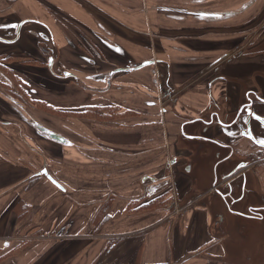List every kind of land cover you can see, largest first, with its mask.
<instances>
[{
	"label": "crops",
	"instance_id": "1",
	"mask_svg": "<svg viewBox=\"0 0 264 264\" xmlns=\"http://www.w3.org/2000/svg\"><path fill=\"white\" fill-rule=\"evenodd\" d=\"M24 1H29L31 12L44 13L36 0ZM43 1H75L71 5L80 10L82 7L77 5H80L79 1L97 0ZM102 1H109L110 4L111 0ZM139 1L135 4L125 2V6H130L129 10L135 11ZM61 7L66 13H70L68 10L71 7L65 2ZM111 8L115 9L114 6L110 10ZM154 11V14L149 15L144 11L136 15L123 12V17L118 16L121 19V29H110L104 37L98 36L92 27L79 20L82 17L85 21L98 20L88 14V11L87 19H84V14L70 13L77 19L78 26L91 28L95 38L107 42L106 57L110 54L115 62L113 66L101 61L107 65L108 73L101 70L98 63L93 65L91 72L80 71L87 73L88 76L84 78L92 88H88L87 95L70 106V109L79 111L87 105H111L121 109L119 116L107 121L74 117L64 119L31 106L34 108H30L34 111L32 115L28 111L13 110L17 116H22L18 121L20 125L16 126L8 119L9 113L1 109L0 118L5 121L0 122V264H63L66 261L68 264H223L221 259H228L232 255L225 247L227 236L224 238L213 225L212 212L199 203L200 197L190 198L189 175L180 169L179 172L172 173L174 177H167L165 182L171 188L169 195L172 196V201L169 205L138 212L128 211L131 200L160 193L165 186L163 181L156 179L157 176L151 177V183H146L150 176L143 172V167L152 166L153 160L158 158L153 157V151L165 149V146L157 147L153 138L149 137L153 128L158 125V117L152 108L139 107L134 101L120 103L108 100L96 89V84L108 86L114 79L121 84L135 80L133 74L140 63L152 61L147 68L146 78L149 82L153 81L156 72L160 104L170 105L178 130L177 123L190 112V107L206 100L205 84L200 73L194 80L180 88L176 87V83L181 82L179 70L182 68L179 65H188L196 57L200 60L208 59V55L216 58L234 53V36H225L224 39L222 30H219L224 25L220 22L222 19L219 20L218 27L215 25V31L203 27L206 32H202V35L200 33L198 37L189 34L186 28L175 33L176 29L170 30L173 27L169 23L164 24L167 27H162L157 5ZM196 12L206 17H201L200 23L216 24V21L209 19L206 7ZM225 12L229 14L227 17V14L222 16V10L218 11V16L231 19L234 11ZM231 21L225 22L230 24H226L229 35L233 32ZM45 22L50 24L49 21ZM208 32H213L214 36L210 37L213 47H208L209 43L204 39ZM60 41L63 42L62 36ZM187 53L197 56L190 55V61L187 60ZM120 57H125L126 62H122ZM117 63L119 67L116 66ZM125 67L129 70L132 68L133 74L130 75L128 70L123 72ZM220 72L232 75L228 68H223ZM177 76L180 78H176ZM76 78L79 80L78 74ZM136 79L141 80V77L136 76ZM67 92L71 94V90ZM39 94L40 99L51 106L65 108L60 106L58 96L51 91L42 90ZM79 95L80 91L75 88L72 96L79 99ZM100 95H103L102 99ZM6 98L15 105L8 96ZM30 115L33 117L30 119L38 127L29 123ZM43 118L66 122L78 140H68L59 131L48 126ZM39 127L46 131H41ZM10 130L19 136L23 132V136L28 137L27 142H16L12 135L9 139L7 134ZM47 131L62 137L64 141L50 138ZM32 136L42 141L40 146L39 143H34ZM56 152L60 155H54ZM81 154L87 160L86 175L79 159ZM67 155L72 156L69 158L72 164L71 161L68 163L72 170L70 175L64 176L60 170L62 162L57 163L53 159L67 160ZM34 163L39 166L35 167ZM166 164L168 167L167 161ZM251 167L254 187L257 191L264 192V163H258L255 159ZM44 170L46 174L43 173ZM36 177L38 182L26 190L28 181ZM20 199L29 205L30 210L18 221L13 206ZM106 201H109L106 213L96 218ZM47 237H54L55 241L45 242ZM239 253L241 252L235 253L236 257Z\"/></svg>",
	"mask_w": 264,
	"mask_h": 264
},
{
	"label": "flooded vegetation",
	"instance_id": "2",
	"mask_svg": "<svg viewBox=\"0 0 264 264\" xmlns=\"http://www.w3.org/2000/svg\"><path fill=\"white\" fill-rule=\"evenodd\" d=\"M234 1H249L242 11L248 8L257 14L264 11V0ZM64 2L70 6L75 1L36 0L44 11L37 14L30 11L29 1L0 0V50L18 47L1 51L0 64L3 65L2 60L8 58L7 67L21 70L25 88L36 99L38 92L51 91L48 87L63 91L70 84L77 86V82L72 81L77 80L76 73L70 71L69 76L64 75V68L78 67L77 70L91 72L93 65L103 61L104 56L102 58L100 54L106 56L108 50L107 42L95 38L91 28L86 30L89 36L77 30V19L61 7ZM258 18L254 19V24L251 20L247 24L251 29H245L243 24L236 29V32H240L234 38L233 54L200 59L199 63L193 59L188 65H179L197 67L203 64L200 78L205 84L206 100L194 105L200 107L197 113L188 111L186 115L191 116L180 119L172 143L175 172L180 169L188 173L190 193L198 192L196 196L200 197V202L212 197L208 206L211 212L220 215L218 224L222 228H218L219 233L225 238L228 236L227 227H231L234 236L237 234L244 238L237 252L244 253L247 262L252 259L247 254L256 228L264 229V201L259 200L260 196L254 190L251 170L255 159L258 163H264V147L261 146L264 144L261 143L264 141V21L257 26ZM63 27L68 28L70 36L63 31ZM61 36L63 42L60 41ZM70 38H75L76 43ZM64 42L67 44L64 48H68L64 53L67 57L64 59L62 55L59 59L58 51ZM12 51L16 52L10 54ZM16 53L29 57L28 61H18L24 66L11 64ZM125 57H120L124 63ZM223 68L231 69L232 75L220 74ZM127 70L125 67L123 72ZM65 77L71 78L70 82L64 83ZM5 83L10 89L9 95L3 88ZM13 87L10 79L0 72V92L3 91L11 99L15 94ZM23 100L13 101L20 102L24 110H30L31 97L28 96L24 103ZM39 129L46 131L41 127ZM205 171H209L208 175H205ZM241 253L239 255L243 256ZM262 258L264 255H260L258 260Z\"/></svg>",
	"mask_w": 264,
	"mask_h": 264
},
{
	"label": "rangeland",
	"instance_id": "3",
	"mask_svg": "<svg viewBox=\"0 0 264 264\" xmlns=\"http://www.w3.org/2000/svg\"><path fill=\"white\" fill-rule=\"evenodd\" d=\"M137 1H139V0H111L110 4L108 3L109 1L106 2V1H102V0L79 1L80 6L82 7L80 10L74 6L71 7V5H70L68 7H71V8L68 11L70 13H74V14H77V13L84 14V19L89 18V16L86 14L87 11H88V14L96 17L98 20L95 19L94 21H85V20H83V17L79 20L84 21L85 25L88 24L90 27H92L94 29V31L96 33H98V36H101V37H104V35H107L108 34L107 32H110V29H116V30L121 29V27H120L121 19L118 16L123 17V15H124L123 12L132 13V14L136 15V14L141 13V11H144L145 14H148V15L151 13L154 14L155 13L154 9H155L156 5L158 8V15H159L160 19H162V23H163L162 27H167L165 25H167L169 23V26L173 27L170 30L176 29L175 33H177V30H182V29L186 28V29H188L189 34L194 35V36H198V37H199L200 33L202 35V32L205 31V29L203 27H207V29H213V31H215L219 25L218 23L223 22L222 24H224V25L219 27V30H222L223 38L225 36H228L230 38L232 36H234V38H236V37H238V34L240 32V31L236 32V29H238L239 27H242V24L244 26H246L245 29H251L252 27L247 26V24L250 23V20L252 21L251 23L254 24L253 21L258 16L259 18L256 21L257 26L260 25L264 21V11L262 12V14H257L253 11V9L251 10V8H248V9L243 10V11L241 10L245 6V4H247L249 1L237 2L234 0L233 1L232 0H200V1H197V0H157V1H155V0H144L141 2L139 1L136 4L135 11H130L129 10L130 6H128V7L125 6V2H131V4H135ZM257 5L259 6L260 4H256L255 6H257ZM111 6H114L115 9L111 8V10H110ZM204 7H206L207 10H209V19L216 21V24H214V23H200L201 22L200 18L201 17L206 18V17H204V14H199L196 11H198V9L199 10L203 9ZM140 8H141V11H139ZM65 9H66V7H65ZM261 9H258V10L260 11ZM221 10L224 13V15L221 13L222 16H225L227 14L225 11H231V10L234 11L235 15L232 14V18L230 19V17H229L230 20L225 18L229 14H227L225 17H219L218 11L220 12ZM214 11H217V13H215ZM109 12H110V14H109ZM220 19H222V20L219 22ZM226 20H228V21L232 20L231 26L233 28V32L230 35L228 32H226L227 31L226 24L230 25L229 22L225 23ZM133 25H135V22L133 23ZM235 25H238V27L236 28ZM192 27H195L196 29L192 28ZM148 28H149V26H148ZM197 28L201 29V31L198 30ZM77 30L79 32H83L85 36H89L87 34V31H86L87 29L85 27L78 26ZM63 31L66 32L70 36V34L67 32L68 31L67 27ZM70 33L73 34V32H70ZM211 36H214L213 32H208V34L206 33V36L204 37V39L207 40L209 43L208 47L214 46L213 41L210 38ZM217 36H220V34H217ZM239 36H241V35H239ZM69 40L72 41L73 43H76V41H77L75 38H73V40H72V38H70ZM234 41H235V39H234ZM225 43H226V41L223 42V44H225ZM66 46H67L66 42L61 44V48L58 51L59 59L62 55L64 56V59L67 57V55L64 54L65 51H67V49H68V48H64ZM232 46L234 47V42H233ZM186 47L189 49L188 45H186ZM15 49H18V47H16V48L4 47L2 50H0V52L1 51L6 52L7 50H15ZM15 52L12 51L10 54H14ZM208 53L210 54L211 52H208ZM190 55L192 57L197 56V54H194V53H187L186 57H189V59H187V60H190V61H191ZM108 56H109L108 58L106 56H104L103 61L108 62L114 66V64H113V63H115L114 60L111 58L110 54H108ZM208 56H209L208 59H210V58L212 59L214 57V56L210 57V55H208ZM30 58H32V56ZM28 59H29V57L27 55L16 53L13 56V59L11 60L12 61L11 64L13 66H17V67L21 66L22 67V66H24V64L22 65V63H20V62L28 61ZM194 59L199 60V57H196ZM200 59H202V58H200ZM187 60H185V61H187ZM18 61H20V62H18ZM143 63H144V61L142 63H140V66ZM98 65L100 66L101 70H105L107 72V70H106L107 65H105L101 62H98ZM149 65H144L143 67H139L135 71L132 68L130 70H128V73L130 72V75L133 74V71L135 72V74H133V76L135 77V80H131L127 83L121 84L120 82H118L114 79V82L109 83L111 85H108V86H105L104 84H98L97 83L96 89H98L100 91V93H102L104 95V97L107 98L108 100H116L120 103H126L127 100L128 101H134L137 103V106H139V107L144 106V107L152 108L155 116L158 117V125L155 128H153L152 135H150L149 137L153 138V143L157 147L165 146V149L160 148L159 150L153 151V152H155V155L153 157L155 158L156 156H158V158L153 160L152 166L143 167V172L146 175L150 176V178L149 177L147 178L146 183H148V184L151 183L150 182L151 177L157 176L156 179L158 178V180L163 181V184H164L166 182L167 177L168 178L174 177L172 175V173L175 172L174 171L175 167L173 165L172 159H174L175 154L172 150V143H173V140L175 141L176 136L174 137V135L176 134V131H178V130L176 129V125L174 124V117L172 116V111H171L170 105L168 103L165 105L163 103L160 104L161 100L159 99V94L157 93L159 83L157 82L156 72H155V77H154L153 81L149 82L146 78V74L148 71L147 68ZM113 66H112V68H113ZM116 66L119 67V64L117 63ZM201 66H203V64ZM79 68H81V67H79ZM180 68H182L181 70H179L181 78L179 77L180 78L179 79L178 76L176 78H178L181 82L176 83L177 88H180L181 86L185 85L190 80H194L198 76V74L200 73V68H197V67L185 66V67H180ZM77 69H78V67H76V69H70V67L66 66L64 68L65 71H63V72H64V75H67V76H69V74L71 73L70 71H74L76 74H78L79 80L84 82V86H85L86 90L82 89L80 86H78V85H80V83L75 84L78 87L72 86V84H70L69 86H65L63 91H55L56 88H53V87L49 88L48 87V90H51V93L53 95L55 94L58 96L57 99L61 103L60 104L61 107L66 108L68 106H73V105L77 104L78 100L79 101L82 100V98H84L87 95V92L89 91L88 88H92V87H90V82L84 78V76L85 77L88 76L87 73H84V72L81 73L80 71H82V69L81 70H77ZM17 72H19L23 76V72L21 70H17ZM160 73L163 74L162 72H160ZM136 76H140L141 80L136 79ZM104 77H106V75H104ZM70 79L71 78L65 77L63 79V81H64V83H67V82H70ZM79 80H73L72 79L73 82H78ZM161 80H163V78H161ZM74 87L77 90H79L81 93V95H79V99H77V97L72 96L74 89H75ZM103 87H105V89H102ZM119 87H123V88L120 89ZM6 88H7V86H6ZM13 89H14V92H16L14 87H13ZM68 90L69 91L71 90L72 95L67 92ZM5 93H7V95H9L8 92H5ZM5 93H3V91L0 92V111H1V109L6 110L5 113H9L8 119L12 120V124L19 126L20 123L18 121L20 119H22V116H21V114H20V116H17L13 110L19 109L18 111H23V112L24 111L26 112V110H24V108L22 106L20 107V105H19L20 102H19V104L15 103V105H12L11 104L12 101L6 100L7 96L5 95ZM39 93H41V92H38V94ZM57 93H60V95H58ZM103 95H100L101 99L103 98ZM30 97L33 98L32 96H30ZM37 98H41L40 94L38 95ZM22 99H24L22 102V103H24V101L26 100V97L23 96ZM128 104L130 105L132 103H128ZM132 106H133V104H132ZM31 109H34V108H31ZM162 109H164V110H162ZM199 109H200L199 106L190 107V111L192 112L191 114L197 113L199 111ZM28 112L31 113V115L34 113V111H32V110H28ZM189 115L190 114L184 116V118H186ZM28 118L33 119V117H31V116H29ZM28 118L25 117V119H28ZM63 118L66 119L68 117H63ZM43 120L46 121L48 126L53 127L55 130L59 131V133H61V135H63L64 137L68 138V140H71V139H73L74 141L78 140V137L72 132L70 126L66 122L59 123L57 121L48 120L46 118H43ZM4 121H5V119L0 118V122H4ZM9 132L10 133L7 134L9 139H10V136L12 135L16 142L19 140H23L24 142H27L26 139L28 137L23 136V132L20 133L21 136H19V134H15V132L13 130H10ZM0 135H1V133H0ZM31 139L34 141L35 144L39 143L38 146L41 145L42 141L37 140L34 136H32ZM79 140L83 141L80 138H79ZM53 150H56V149H53ZM56 154L58 155L59 153L58 152L54 153V155H56ZM71 157L72 156L67 155L66 158H68V159L67 160H61V161L53 159L57 163L62 162V166L60 167V170L62 171V174H64V176L70 175V172L72 170V166H71L72 160L69 159ZM79 159H80L81 163L83 164L82 167L85 171L84 174L86 175L87 171H88V169L86 168L87 160L85 159V157L82 154L80 155ZM70 161H71V164H68ZM166 161L168 162V167L170 168V170H168ZM34 164H35V167L39 166L37 163H34ZM208 173H209V171H205V175H208ZM193 177H194V175H193ZM142 179H145V178H142ZM79 184H85V183H79ZM164 185H165L164 188L160 192L166 191L168 193V196L166 198V202L161 204L160 207L167 206L172 201V196H170L171 195V188H169V186H167L166 183ZM81 188H83V187H81ZM254 190H255L256 194H258V196H260V197H258L259 200L262 199V202H263L264 201V192L257 191L255 187H254ZM196 194H198V192H195V193L192 192V195L190 196V198L195 197ZM211 200H212V197H208V198H206V200H204V201L202 200L199 203L203 206L207 205L206 207L208 209H210L208 205H211ZM205 201H206V203H205ZM155 208H159V207L157 206ZM219 216L220 215L217 216V215H215V213L212 212L213 225L217 228V230H218V228H220V229L222 228L218 224V221L220 220ZM226 230H227L226 232L228 233V236L225 238L226 243H227L225 247L227 248V251L229 253H232V255H230V257L228 256V259L222 258L221 263H223V264H264L263 258L258 260L260 255H264V229H263V227H262V229L256 228V231L254 232V235L251 239V246H249V248H248L249 254H247L250 257V259H251V257H252V259H251V261H248V262H247V260H245L247 258V256L244 253H241L243 256L238 255V257H234V252H236L238 254L237 251L239 250V247L243 244L244 238H241L237 234L234 236V229H231V227H227ZM54 241H55L54 237L45 238V242L53 243ZM232 244H235V245L233 246ZM46 247L49 248V246H46ZM255 259H256V261H255ZM68 263H69L68 261H66V263L63 262V264H68Z\"/></svg>",
	"mask_w": 264,
	"mask_h": 264
},
{
	"label": "trees",
	"instance_id": "4",
	"mask_svg": "<svg viewBox=\"0 0 264 264\" xmlns=\"http://www.w3.org/2000/svg\"><path fill=\"white\" fill-rule=\"evenodd\" d=\"M103 58L105 56L104 54H100ZM4 62L3 65L0 64V72L4 73L6 77L10 79V81L13 83L15 87V94L11 96V99L14 101H22L23 96L28 98L29 95V90L25 88L24 84V76L17 72V70H13L10 67H7L8 63V58H5L2 60ZM5 65V66H4ZM80 83V86L82 89H85L84 83L81 81H78L77 84ZM7 86V88H6ZM3 88L5 91L10 92L8 90V85L5 83L3 84ZM31 103L32 106H35L36 108L44 111L45 113L58 116V117H74V118H81V119H96L97 121H107L112 118H115L119 116L121 113V109L116 107V106H111V105H106V106H92V105H87L84 106L83 109L77 111V110H72L70 109V106L59 109L54 106H51L44 100L40 98H31ZM29 123L33 127H38V124L35 123L33 120H28ZM38 182V178H33L30 179L25 187L26 190L30 189L32 186H34ZM168 196V193L165 192H160L157 194H152L151 196L148 197V195L143 196L138 199L131 200L128 203V211H133V212H138L142 210H147V209H153L155 207H160L161 204L166 202V198ZM109 204V201H106L101 208L99 209L96 218H99L103 216L106 213V208ZM30 210L29 205H27L23 200H18L16 204L13 206V211L15 212L17 216V220H21ZM18 251H22L21 249H18Z\"/></svg>",
	"mask_w": 264,
	"mask_h": 264
},
{
	"label": "water",
	"instance_id": "5",
	"mask_svg": "<svg viewBox=\"0 0 264 264\" xmlns=\"http://www.w3.org/2000/svg\"><path fill=\"white\" fill-rule=\"evenodd\" d=\"M150 63H151V62H144L140 67H143L144 65H148V64H150ZM48 136H49L50 138L56 140V141H59V142H63V141H64V139H63L62 137H60V136H58V135H56V134H53V133H49ZM261 146L264 147V144L261 145ZM43 173L46 174V171L44 170ZM47 177H48V179H50L52 182H54L53 179H52L50 176H47ZM54 183H55V182H54Z\"/></svg>",
	"mask_w": 264,
	"mask_h": 264
},
{
	"label": "snow or ice",
	"instance_id": "6",
	"mask_svg": "<svg viewBox=\"0 0 264 264\" xmlns=\"http://www.w3.org/2000/svg\"><path fill=\"white\" fill-rule=\"evenodd\" d=\"M261 143H264V141H262Z\"/></svg>",
	"mask_w": 264,
	"mask_h": 264
},
{
	"label": "built area",
	"instance_id": "7",
	"mask_svg": "<svg viewBox=\"0 0 264 264\" xmlns=\"http://www.w3.org/2000/svg\"><path fill=\"white\" fill-rule=\"evenodd\" d=\"M262 161H264V160H262Z\"/></svg>",
	"mask_w": 264,
	"mask_h": 264
}]
</instances>
